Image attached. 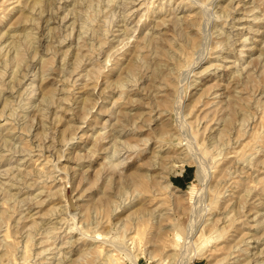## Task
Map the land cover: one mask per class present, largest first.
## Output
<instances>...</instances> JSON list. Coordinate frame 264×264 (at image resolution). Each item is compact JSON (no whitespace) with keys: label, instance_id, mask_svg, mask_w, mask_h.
<instances>
[{"label":"rangeland","instance_id":"374dc122","mask_svg":"<svg viewBox=\"0 0 264 264\" xmlns=\"http://www.w3.org/2000/svg\"><path fill=\"white\" fill-rule=\"evenodd\" d=\"M187 257L264 264V0H0V264Z\"/></svg>","mask_w":264,"mask_h":264},{"label":"bare ground","instance_id":"6f19581e","mask_svg":"<svg viewBox=\"0 0 264 264\" xmlns=\"http://www.w3.org/2000/svg\"><path fill=\"white\" fill-rule=\"evenodd\" d=\"M134 1V0H133ZM171 1V0H170ZM195 1V0H194ZM109 3V2H108ZM128 4V3H127ZM105 6V5H104ZM200 6V5H199ZM196 10V9H195ZM127 11V10H126ZM41 12V11H40ZM55 12V11H54ZM212 12V11H211ZM44 13V12H43ZM121 13H122V11H121ZM179 17V16H178ZM127 18V17H126ZM142 18V17H141ZM180 22V21H179ZM185 22V21H184ZM83 25V24H82ZM181 25V24H180ZM182 27V26H181ZM24 28V27H23ZM132 28V27H131ZM176 28V27H175ZM192 28V27H191ZM82 29V28H81ZM106 29V28H105ZM173 29H174V27H173ZM29 30H31V29H29ZM34 32V31H33ZM109 32V31H108ZM79 33V32H78ZM37 34V33H36ZM12 35V34H11ZM42 35V34H41ZM41 35H39V36H41ZM93 35V34H92ZM207 35V34H206ZM24 37V36H23ZM31 37V36H30ZM173 37V36H172ZM183 38V37H182ZM13 39V38H12ZM35 39V38H34ZM93 39V38H92ZM127 39V38H126ZM161 39V38H160ZM190 41V40H189ZM225 41V40H224ZM16 42V41H15ZM77 42V41H76ZM10 44V43H9ZM17 44H19L18 42H17ZM79 44V43H78ZM78 44H77V46H78ZM75 46V45H74ZM180 47V46H179ZM114 50V49H113ZM116 51V50H115ZM172 51V50H171ZM176 51V50H175ZM201 51V50H200ZM10 52V51H9ZM109 52V51H108ZM5 53V52H4ZM7 53V52H6ZM110 53V52H109ZM203 53V52H202ZM199 54V53H198ZM202 55V54H201ZM14 57V56H13ZM12 57V58H13ZM16 57V56H15ZM108 59V58H107ZM92 60V59H91ZM108 61V60H107ZM191 63H193V62H191ZM190 63V64H191ZM64 66V65H63ZM246 67V66H245ZM172 69V68H171ZM252 69V68H251ZM24 76V75H23ZM13 89V88H12ZM13 92V91H12ZM10 96V95H9ZM49 96V95H48ZM43 101V100H42ZM53 101V100H52ZM29 103V102H28ZM46 105V104H45ZM233 108V107H232ZM41 113V112H40ZM25 115V114H24ZM245 120V119H244ZM186 123V122H185ZM245 124V123H244ZM223 131V130H222ZM6 142V141H5ZM260 144V143H259ZM2 146V145H1ZM257 146V145H256ZM5 147V146H4ZM29 154V153H28ZM249 166V165H248ZM60 170V169H59ZM202 172L199 170L198 171V177L199 178H201V179H204V176L201 174ZM2 174V173H1ZM3 175V174H2ZM200 180V179H199ZM28 184V183H27ZM167 185L169 186V185H172L173 186V183H172V181L171 180H169L168 181V183H167ZM250 192V191H249ZM15 197V196H14ZM13 198V197H12ZM258 212H259V210H258ZM258 214V213H257ZM256 216V215H255ZM62 218V217H61ZM261 222V221H260ZM48 228V227H47ZM69 228V227H68ZM72 228V227H71ZM77 228V227H76ZM79 231H80V229H79ZM50 232V231H49ZM70 240V239H69ZM78 240V239H77ZM69 243V242H68ZM73 243V242H72ZM126 249V248H125ZM128 249V248H127ZM126 249V250H127ZM246 249V248H245ZM61 251V250H60ZM112 251V250H111ZM127 253V252H126ZM262 253V252H261ZM59 255H60V253H59ZM254 255V254H253ZM110 256V255H109ZM107 257V256H106ZM112 257H113V255H112ZM131 257V256H130ZM151 257H154V256H152L151 255ZM114 258V257H113ZM107 259H109V258H107ZM191 257H187V258H185V262H183V264H190V262H191ZM132 261H134L133 262V264H136V259H133ZM105 262H107L106 260H105ZM247 262V261H246ZM249 262V261H248Z\"/></svg>","mask_w":264,"mask_h":264},{"label":"crops","instance_id":"0c3cea01","mask_svg":"<svg viewBox=\"0 0 264 264\" xmlns=\"http://www.w3.org/2000/svg\"><path fill=\"white\" fill-rule=\"evenodd\" d=\"M194 264H198V263L196 262V263H194Z\"/></svg>","mask_w":264,"mask_h":264}]
</instances>
